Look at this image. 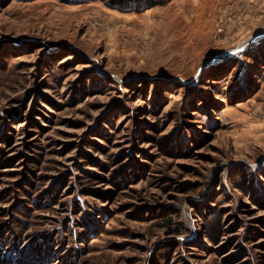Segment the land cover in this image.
<instances>
[{
    "label": "rangeland",
    "instance_id": "rangeland-1",
    "mask_svg": "<svg viewBox=\"0 0 264 264\" xmlns=\"http://www.w3.org/2000/svg\"><path fill=\"white\" fill-rule=\"evenodd\" d=\"M0 264H264V0H0Z\"/></svg>",
    "mask_w": 264,
    "mask_h": 264
},
{
    "label": "trees",
    "instance_id": "trees-1",
    "mask_svg": "<svg viewBox=\"0 0 264 264\" xmlns=\"http://www.w3.org/2000/svg\"><path fill=\"white\" fill-rule=\"evenodd\" d=\"M115 3H117V4H123V3H125L126 1H129V2H134V3H136V2H138V0H113Z\"/></svg>",
    "mask_w": 264,
    "mask_h": 264
}]
</instances>
